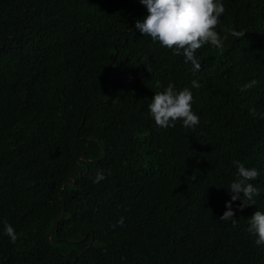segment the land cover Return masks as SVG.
<instances>
[{"label":"trees","instance_id":"1","mask_svg":"<svg viewBox=\"0 0 264 264\" xmlns=\"http://www.w3.org/2000/svg\"><path fill=\"white\" fill-rule=\"evenodd\" d=\"M221 2L217 32L245 34L202 46L193 71L135 29L139 0H0V264H264L249 232L264 212V0ZM169 83L192 92L194 129L154 124ZM233 161L260 189L232 202L235 225L219 219Z\"/></svg>","mask_w":264,"mask_h":264},{"label":"clouds","instance_id":"2","mask_svg":"<svg viewBox=\"0 0 264 264\" xmlns=\"http://www.w3.org/2000/svg\"><path fill=\"white\" fill-rule=\"evenodd\" d=\"M146 7L147 14L141 20H136L134 27L141 35H147L153 43L158 42L162 47L173 50L174 55H183L185 63H191L193 71H199L201 64L196 56L197 51L206 44H211L223 51L224 40L228 35L240 39L244 31L223 28L226 34L221 36L217 32L220 16L225 12L221 0H139ZM258 84L253 79L242 85L240 91L245 92ZM192 86L199 88L200 84L193 80ZM156 88H161V82H155ZM192 92L185 87L177 91L175 85L169 83L162 91H157L148 105L150 116L154 124L161 129L174 127L177 121L185 129H194L199 124V117L192 111ZM250 114L257 115L255 108L249 109ZM236 166L235 179L230 183L228 192L233 193L231 200L226 202L222 221H231L235 213L232 210L233 201L243 204H253V198L259 196L260 189L250 181L259 176L256 168H247L239 161H233ZM105 176L98 171L94 183L104 180ZM243 193V197L239 195ZM124 218L117 220L116 226H123ZM249 232L255 237L257 246L264 245V212L257 210L249 219ZM5 235L12 243L17 240L11 225L5 224Z\"/></svg>","mask_w":264,"mask_h":264}]
</instances>
